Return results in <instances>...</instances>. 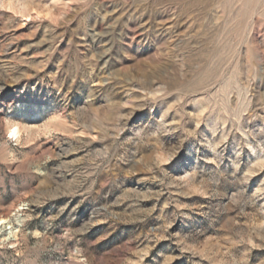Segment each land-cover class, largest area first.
Masks as SVG:
<instances>
[{
  "label": "rangeland",
  "instance_id": "rangeland-1",
  "mask_svg": "<svg viewBox=\"0 0 264 264\" xmlns=\"http://www.w3.org/2000/svg\"><path fill=\"white\" fill-rule=\"evenodd\" d=\"M0 219V264H264V0H0Z\"/></svg>",
  "mask_w": 264,
  "mask_h": 264
},
{
  "label": "bare ground",
  "instance_id": "bare-ground-1",
  "mask_svg": "<svg viewBox=\"0 0 264 264\" xmlns=\"http://www.w3.org/2000/svg\"><path fill=\"white\" fill-rule=\"evenodd\" d=\"M22 6H23V4H22ZM25 8V7H24ZM56 121V120H55ZM54 123V122H53ZM54 125H56V124H53V126ZM58 125H60V124H58ZM8 128H7V136H8V139H10L11 141H14V142H16V143H18L19 142V140H20V137H21V135H22V133L23 132H25V134L27 133H29V131H28V129L27 128H21L18 124H9V126H7ZM50 131V127L48 126L46 129H45V132H49ZM51 131H52V129H51ZM60 131V130H59ZM32 132V131H31ZM30 134V133H29ZM27 138V137H26ZM24 205H21V206H19L18 207V209L16 210V212L18 213V212H20V211H22V210H24V207H23ZM5 223V221L3 220V219H0V226L1 225H3ZM8 230H10L11 229V227H8L7 228ZM17 231L18 230H16V231H10V232H8V233H5V236H4V238H3V242H6V241H10L12 238H15V236H16V234H17Z\"/></svg>",
  "mask_w": 264,
  "mask_h": 264
}]
</instances>
